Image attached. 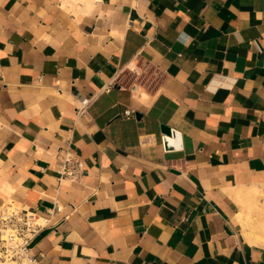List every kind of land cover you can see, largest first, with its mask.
I'll list each match as a JSON object with an SVG mask.
<instances>
[{
  "label": "crops",
  "instance_id": "obj_1",
  "mask_svg": "<svg viewBox=\"0 0 264 264\" xmlns=\"http://www.w3.org/2000/svg\"><path fill=\"white\" fill-rule=\"evenodd\" d=\"M9 203L40 264H264V0H0Z\"/></svg>",
  "mask_w": 264,
  "mask_h": 264
},
{
  "label": "built area",
  "instance_id": "obj_2",
  "mask_svg": "<svg viewBox=\"0 0 264 264\" xmlns=\"http://www.w3.org/2000/svg\"><path fill=\"white\" fill-rule=\"evenodd\" d=\"M132 70V69H130ZM118 83L117 78L104 87L109 91ZM82 97L77 106V112L83 113L95 99ZM134 114V111H126V115ZM85 166L83 160L75 153L68 151L62 159L59 173L61 179L80 182L84 174ZM61 211L56 205L48 211ZM51 223L50 216H42L36 211L21 209L12 204H3L0 207V264H40L37 256L33 253V244L39 234Z\"/></svg>",
  "mask_w": 264,
  "mask_h": 264
},
{
  "label": "water",
  "instance_id": "obj_3",
  "mask_svg": "<svg viewBox=\"0 0 264 264\" xmlns=\"http://www.w3.org/2000/svg\"><path fill=\"white\" fill-rule=\"evenodd\" d=\"M161 130L165 134L164 143L166 149H170V147H174V146H180L181 135L179 132L173 130L171 127L165 124L161 125Z\"/></svg>",
  "mask_w": 264,
  "mask_h": 264
},
{
  "label": "bare ground",
  "instance_id": "obj_4",
  "mask_svg": "<svg viewBox=\"0 0 264 264\" xmlns=\"http://www.w3.org/2000/svg\"><path fill=\"white\" fill-rule=\"evenodd\" d=\"M12 264H18V263H16V262H13Z\"/></svg>",
  "mask_w": 264,
  "mask_h": 264
}]
</instances>
